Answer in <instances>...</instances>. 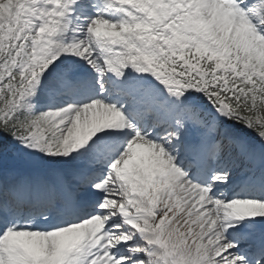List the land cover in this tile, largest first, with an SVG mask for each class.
Instances as JSON below:
<instances>
[{
  "label": "snow or ice",
  "instance_id": "6c2138e0",
  "mask_svg": "<svg viewBox=\"0 0 264 264\" xmlns=\"http://www.w3.org/2000/svg\"><path fill=\"white\" fill-rule=\"evenodd\" d=\"M0 264H264V0H0Z\"/></svg>",
  "mask_w": 264,
  "mask_h": 264
}]
</instances>
